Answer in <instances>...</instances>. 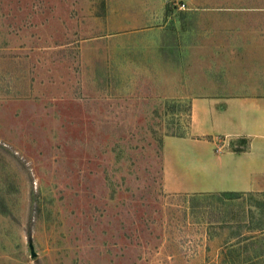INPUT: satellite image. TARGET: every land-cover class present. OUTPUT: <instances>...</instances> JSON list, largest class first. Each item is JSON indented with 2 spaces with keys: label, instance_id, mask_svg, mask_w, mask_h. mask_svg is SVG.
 Returning a JSON list of instances; mask_svg holds the SVG:
<instances>
[{
  "label": "rangeland",
  "instance_id": "obj_1",
  "mask_svg": "<svg viewBox=\"0 0 264 264\" xmlns=\"http://www.w3.org/2000/svg\"><path fill=\"white\" fill-rule=\"evenodd\" d=\"M200 97L264 101V0H0V264H264V185L166 187Z\"/></svg>",
  "mask_w": 264,
  "mask_h": 264
},
{
  "label": "crops",
  "instance_id": "obj_2",
  "mask_svg": "<svg viewBox=\"0 0 264 264\" xmlns=\"http://www.w3.org/2000/svg\"><path fill=\"white\" fill-rule=\"evenodd\" d=\"M188 137L165 140V184L172 192H249L264 185V101L200 97ZM215 136L247 139L246 150L216 152ZM209 137V139H208ZM172 142L178 152L168 154Z\"/></svg>",
  "mask_w": 264,
  "mask_h": 264
},
{
  "label": "trees",
  "instance_id": "obj_3",
  "mask_svg": "<svg viewBox=\"0 0 264 264\" xmlns=\"http://www.w3.org/2000/svg\"><path fill=\"white\" fill-rule=\"evenodd\" d=\"M209 139V137H208ZM243 141L242 142H246V139H242ZM235 151H238V150H235ZM217 194V193H216ZM241 193L239 192H235V191H227V192H220L218 193V195L220 196H224L226 198H235V197H238Z\"/></svg>",
  "mask_w": 264,
  "mask_h": 264
},
{
  "label": "water",
  "instance_id": "obj_4",
  "mask_svg": "<svg viewBox=\"0 0 264 264\" xmlns=\"http://www.w3.org/2000/svg\"><path fill=\"white\" fill-rule=\"evenodd\" d=\"M30 245H31V249H32V254H33V255H36V253H35V251H34V248H33V244L31 243Z\"/></svg>",
  "mask_w": 264,
  "mask_h": 264
}]
</instances>
